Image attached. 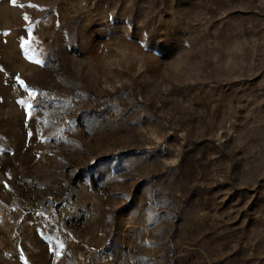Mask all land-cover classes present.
<instances>
[{
	"label": "rangeland",
	"instance_id": "374dc122",
	"mask_svg": "<svg viewBox=\"0 0 264 264\" xmlns=\"http://www.w3.org/2000/svg\"><path fill=\"white\" fill-rule=\"evenodd\" d=\"M0 264H264V0H0Z\"/></svg>",
	"mask_w": 264,
	"mask_h": 264
},
{
	"label": "snow or ice",
	"instance_id": "6c2138e0",
	"mask_svg": "<svg viewBox=\"0 0 264 264\" xmlns=\"http://www.w3.org/2000/svg\"><path fill=\"white\" fill-rule=\"evenodd\" d=\"M12 3H13V4H15V0H12ZM25 19L27 20V19H28V17H27V16H25ZM25 43H27V42H25ZM23 83H24L23 81H20V84H21L22 86H23ZM32 95H35V93H32ZM20 103H21V104H23V103H24V101H20ZM28 107H31V105H28Z\"/></svg>",
	"mask_w": 264,
	"mask_h": 264
}]
</instances>
